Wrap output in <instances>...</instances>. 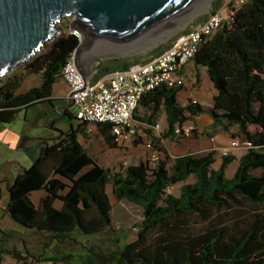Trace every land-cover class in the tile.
<instances>
[{
  "label": "trees",
  "instance_id": "1",
  "mask_svg": "<svg viewBox=\"0 0 264 264\" xmlns=\"http://www.w3.org/2000/svg\"><path fill=\"white\" fill-rule=\"evenodd\" d=\"M218 8L215 1L213 13ZM175 40L131 58L107 59L97 68L98 78L146 63ZM79 45L80 37L69 25L4 76L0 82V121L13 122L19 111L53 102L54 86L63 80L64 67ZM194 59L207 67L217 90L211 110L215 125L233 138L252 142L233 177L227 176V169L237 157L224 155L220 167L215 168L216 151L177 158L166 154L159 156L155 165L143 162L123 171L107 169L81 142V137L89 136L90 123L75 115L78 125L61 133L9 187V214L35 233L50 234L51 240L60 244L75 243L76 232L97 235L110 230L119 243L118 232L123 228L114 218L113 196L143 208L140 221L130 226L127 219L123 225L136 230L137 238L119 245L109 256L118 264H264V0L232 5L223 25L202 40ZM29 75H41L40 85L18 92ZM181 90V84L162 85L142 100L152 94L165 97L173 132L177 125L182 128L204 112L194 101L181 105ZM97 127L108 143L118 144L113 124L101 122ZM192 176L196 181L184 184L180 196L168 192L169 187ZM41 190L45 195L36 204L33 194ZM45 252L34 259L50 264H98L99 253L92 247ZM4 255L23 264H36L29 252L24 255L5 247H0V264Z\"/></svg>",
  "mask_w": 264,
  "mask_h": 264
},
{
  "label": "water",
  "instance_id": "2",
  "mask_svg": "<svg viewBox=\"0 0 264 264\" xmlns=\"http://www.w3.org/2000/svg\"><path fill=\"white\" fill-rule=\"evenodd\" d=\"M199 1L0 0V82L14 68L40 52L60 32L57 24L64 19H71V31L80 33L76 62L85 79L89 80L95 64L139 53L180 21ZM84 51L89 53L87 64L84 63ZM72 95L71 92L66 107H72L74 111ZM57 130L60 134L64 132ZM57 138L37 137L41 140L39 157L50 141ZM43 142L45 146L41 147ZM23 171L25 168L20 173Z\"/></svg>",
  "mask_w": 264,
  "mask_h": 264
},
{
  "label": "rangeland",
  "instance_id": "3",
  "mask_svg": "<svg viewBox=\"0 0 264 264\" xmlns=\"http://www.w3.org/2000/svg\"><path fill=\"white\" fill-rule=\"evenodd\" d=\"M215 0H200L197 5L187 13L180 21L174 26L162 33V36L153 40L146 48L140 49L139 53L144 54L149 51L160 47L167 42L171 41L175 37H178L187 29L199 16L206 14L209 8ZM232 5L238 6L242 4V0H231ZM223 15L228 16V10H223ZM71 19H64L57 24L61 33L64 28L70 25ZM63 29H62V28ZM71 29V28H70ZM180 37V36H179ZM92 48L93 45H92ZM137 53V54H139ZM134 54V55H137ZM89 59V53L84 51V63L87 64ZM105 61V60H104ZM102 61V62H104ZM87 62V63H86ZM101 62V63H102ZM99 64H95L92 69H96ZM42 81L41 75H29L25 81L19 86L18 92H25L32 87L40 85ZM71 93L69 84L61 80L54 86L53 98L54 101H63L68 99ZM46 109L48 112L51 111L49 102L42 103L34 106L33 108L26 110L23 109L18 112L16 119L10 123H4L0 121V247L9 249H16L22 252L24 255L29 252L30 257L35 261L36 264H50V263H39L34 259V256H40L43 251L45 254L54 253L57 250L70 249L74 251H81L82 246L87 248L92 247L99 254L97 255L98 264H118L116 260L109 259L112 252L118 250L119 245L125 246L127 243L134 241L137 238L138 232L133 228H123L118 232L121 237V241L117 242V235L113 231H108L97 235H85L76 232L74 235L77 239L75 243L71 244H60L54 240H51L50 234H38L33 230L23 226L17 222L8 212L7 208L10 203V192L9 183L13 185L20 173L22 168L32 167L36 160L39 158L41 148L38 147L37 137H46L51 135L52 130L47 126L41 124L42 119L37 118L40 111ZM43 113V111H42ZM75 114V109H74ZM78 120L63 119L59 122V127L63 131L71 129L72 125H78ZM253 131H257L256 127H252ZM98 130L93 129L91 131L94 136ZM235 133L240 135L238 128H235ZM244 140L243 137L239 138ZM83 142L89 146L91 154L95 161L105 168H110L114 171L122 170L120 164L115 166V156L121 154L119 150L104 149L106 147L105 141L102 138H94L92 144H87V140L82 138ZM103 150V151H100ZM223 155L218 156V161L215 164V168H219L222 161ZM156 162H154L155 165ZM240 161L236 160L227 169V176L233 177L239 167ZM196 179L192 176L187 181L172 186L168 190L176 196L181 195L182 186L186 183H193ZM109 192L112 195L111 187L109 186ZM45 195V191H37L33 194V200L36 204L39 203L41 197ZM125 209L127 212V218L129 225H133L143 218V208L135 204L125 203ZM86 249V248H83ZM87 250V249H86ZM3 264H23L15 259L11 255L5 257ZM73 264H82L80 262H74Z\"/></svg>",
  "mask_w": 264,
  "mask_h": 264
},
{
  "label": "crops",
  "instance_id": "4",
  "mask_svg": "<svg viewBox=\"0 0 264 264\" xmlns=\"http://www.w3.org/2000/svg\"><path fill=\"white\" fill-rule=\"evenodd\" d=\"M215 1H217L218 5H220V8L216 10L214 9L215 12H219L223 15V10H228L229 14L230 8L232 6L231 0ZM245 1L246 0H242V3ZM213 4L210 11L199 16L187 29L183 31L181 35L190 33L191 31L198 28L202 23H204L209 18L211 13H213ZM223 17L225 18V15H223ZM179 36L176 37V40L179 38ZM132 56L133 55H128L124 57L131 58ZM97 68L95 70L92 69L90 80L93 83H96L97 81L106 78L109 75L107 74L103 78H98ZM122 70L126 69H116L113 72ZM177 76L180 79V84L182 85V90L178 93L179 103L183 106H186L190 101H197V103H199L204 109L202 114L192 117L184 124L185 128L194 127L193 131L179 134L177 131L181 127L177 125L175 127V131L173 132L165 105V97L159 94H152L146 96L135 113V123L138 128L136 140L140 142L139 144H137L135 140L124 144H115L114 141L108 143L105 137L99 131L97 124H90L89 136L81 137V142L90 151L89 146L83 142L82 138H85L88 141L87 144H92L94 138L98 137L105 141L106 147H104L103 150H119L121 154L115 156L116 158L114 168L120 164V168L122 170L116 171H123L132 164H141L143 162H148L151 165H154V162L151 158L152 152L150 146H152L154 152L160 157H165V155L168 154L171 158H177L187 154L204 156L210 151H216L217 156H219L224 150L230 149L231 155L236 156L237 160H239L247 153L248 149L244 147H233V141L235 139H239V137L233 138L231 133L224 132L215 125V120L211 114V110L214 106V97L217 90L209 76L207 67L199 65L195 59H191L184 62L179 67ZM42 111H40L37 118H40L44 115L45 109ZM93 129L98 130V133H96L94 136H92L91 133ZM233 132H235V128L233 129ZM111 199L114 204L115 221L120 227L124 228L123 225L125 226V221L128 219L125 203H134L128 202L126 200L117 201L113 196H111ZM6 256L7 255H4L3 257V263L4 260H6Z\"/></svg>",
  "mask_w": 264,
  "mask_h": 264
},
{
  "label": "built area",
  "instance_id": "5",
  "mask_svg": "<svg viewBox=\"0 0 264 264\" xmlns=\"http://www.w3.org/2000/svg\"><path fill=\"white\" fill-rule=\"evenodd\" d=\"M224 20L221 13H211L198 28L181 35L171 47L152 60L113 72L96 83L85 79L74 53L64 67L63 80L69 84L73 93L77 119L90 124L101 122L113 124V134L118 144L134 141L138 135L135 113L143 97L162 85L169 87L179 85L180 79L177 76L179 67L195 58L202 40L215 33L223 25ZM74 33L80 36L79 31ZM193 130L194 127L183 126L177 132L180 134ZM232 145L248 149L252 142L248 139H235ZM150 149L152 161H158L159 155L154 152L152 146ZM229 154L230 149L222 152L223 156ZM171 188L172 186L168 190Z\"/></svg>",
  "mask_w": 264,
  "mask_h": 264
},
{
  "label": "flooded vegetation",
  "instance_id": "6",
  "mask_svg": "<svg viewBox=\"0 0 264 264\" xmlns=\"http://www.w3.org/2000/svg\"><path fill=\"white\" fill-rule=\"evenodd\" d=\"M52 112L47 111L45 109V113L42 116V123L43 125L47 126L52 130L51 135L46 136V137H59L60 132L57 129H60L59 127V122L63 119H70L74 120L75 119V114L73 111V108L71 107H66L70 103V99H66L63 101H53L49 102ZM41 118V117H40ZM45 137V136H44ZM55 141V140H54ZM54 141H50V144ZM41 140L38 139V143H40ZM45 146V142L42 143L41 147Z\"/></svg>",
  "mask_w": 264,
  "mask_h": 264
}]
</instances>
